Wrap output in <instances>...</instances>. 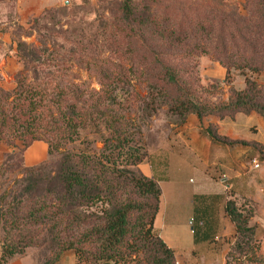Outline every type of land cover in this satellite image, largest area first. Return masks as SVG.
<instances>
[{
    "label": "trees",
    "instance_id": "1",
    "mask_svg": "<svg viewBox=\"0 0 264 264\" xmlns=\"http://www.w3.org/2000/svg\"><path fill=\"white\" fill-rule=\"evenodd\" d=\"M213 1L165 2L158 7L145 0H120L91 37L63 36L66 45L55 39L47 44L43 36L38 43L16 41L25 71L15 76L10 104L0 105V139L18 147L22 163L24 149L34 140L46 143L48 156L90 125L106 131L101 134L102 149L117 147L122 152L121 163H115L101 152L64 147L46 173H33L45 158L15 167L28 173L19 180L32 186L45 183L41 193L35 191L37 184L34 190L27 188L26 196L22 189L16 192V221L47 225L57 247L54 257L72 247L98 264H176L173 248L153 228L160 196L157 179L131 166L147 151L139 142L141 131L130 116V106L138 99L149 115L166 105L181 115L178 123L189 112L201 117L255 110L264 116V83L251 75L264 73V0H249L257 6L256 18L241 25L235 23L239 17L234 11L224 12L215 4L221 0ZM234 33L240 42L233 40ZM201 53L225 67L224 80L231 67L242 74L243 86L230 84L227 100L207 104L192 97L190 62ZM73 65L94 72L100 87L91 91L75 87L67 78ZM134 81L145 89L143 95ZM43 88L49 92L42 94ZM207 131L212 138L228 140L212 123ZM228 195L223 210L234 225L235 238L224 264H241L238 255L254 245L252 225L247 223L251 208L242 210ZM25 205V213L17 214ZM14 237L1 241L0 264L34 241L31 234H23L21 241Z\"/></svg>",
    "mask_w": 264,
    "mask_h": 264
},
{
    "label": "crops",
    "instance_id": "2",
    "mask_svg": "<svg viewBox=\"0 0 264 264\" xmlns=\"http://www.w3.org/2000/svg\"><path fill=\"white\" fill-rule=\"evenodd\" d=\"M64 1L15 0V7L32 12ZM243 83L241 76L233 74L227 88L230 84L240 88ZM209 123L228 140L212 138ZM156 149L145 173L160 186L153 228L173 248L176 264H224L235 238L234 225L223 210L228 193L242 210L251 208L247 223L252 225L254 245L237 259L241 264H264V116L255 110L201 117L189 112ZM46 156V143L37 139L24 149L22 160L33 164ZM253 157L260 159L259 166H252ZM194 174L197 179L191 177ZM60 259L51 264L66 260L74 264L72 252ZM4 264H22V260L13 257Z\"/></svg>",
    "mask_w": 264,
    "mask_h": 264
},
{
    "label": "rangeland",
    "instance_id": "3",
    "mask_svg": "<svg viewBox=\"0 0 264 264\" xmlns=\"http://www.w3.org/2000/svg\"><path fill=\"white\" fill-rule=\"evenodd\" d=\"M119 1L65 0L57 6H49L41 10L28 12L17 10L15 0H0V105L7 108L10 104V100L14 95L12 90L15 86V76L17 73L25 71L17 56V40L38 43V37L43 36L47 38V44L48 40L55 39L56 43L66 45L68 42L64 40L63 36H70L71 34L77 38L91 37L99 25L106 21L111 13L116 10ZM187 1L190 0H145L150 6L157 5L158 7L162 6L165 2L183 4ZM194 1L214 3L213 0ZM215 4L224 12L234 11L239 17L235 21L237 25L256 18L255 10L257 6L252 1L221 0L220 3L215 2ZM220 15L219 13L217 14L218 20ZM233 40L240 42L237 33L233 34ZM192 57L194 61L190 63H193V67L191 72L188 73L189 87L192 97L199 103L213 104L225 101L224 98L229 95L227 85L232 80L233 74H238L243 78L238 69L231 67L227 80H224L226 76L225 67L217 60L205 53L193 55ZM220 67L222 70L224 69V72L220 71ZM67 75V78L73 81L75 87H80L83 90H97L100 87L97 75L81 66H71L67 71ZM251 75L258 82L264 83V73L261 70L252 72ZM28 79L30 77H26V80ZM134 86L140 94H144L145 89L141 88L135 81ZM45 92H49V90L43 88L42 94ZM42 97L45 100V96L43 95ZM132 98L133 96L131 95L128 97V100ZM92 99L93 96L91 95L90 100ZM141 106V101L134 99L133 105L130 106V116L134 117V120L140 127L141 137L139 138V142L146 149L147 156L142 161L131 166L143 173H148L156 156V146L159 144V141L165 139L167 131L171 130L178 123L181 115L172 112L166 105H160L149 115H145V108ZM97 127L98 129L90 125L79 129L74 134L72 140L65 141V143L59 145L58 150H54L40 162L33 173L39 170L43 174L53 168L59 151L64 147L75 150L95 151L96 153L101 152V154L104 153L112 158L115 163H121V150L117 151L118 148L114 147L108 152L107 149L101 148L103 144L101 134H105L106 131L99 125ZM17 164L20 166L23 164L18 154V147L13 148L6 141L0 139V243L8 235H13L15 236L14 238L20 241L23 238V234L34 236L32 243L24 245L21 252L14 253L10 258L20 259L22 260V264H51L58 259L61 260L62 254L72 252L74 264H98L95 261H90V257L85 256L82 251L78 253L72 247L61 249L58 255L54 257L57 247L54 246L47 225L44 226L40 223L23 224L16 221L19 220L17 219L15 207L17 199H14L16 192L22 189L23 195L26 196L29 193L27 188H35L37 184L35 191H40L41 193L43 192L41 190L45 187L43 181L32 186V183L29 181L19 180L22 175H28V173L15 169V167L18 168ZM194 175H191V177L197 179V175ZM25 209L26 205L23 206V211L17 210V214H24ZM189 224L192 226V216H190ZM61 264L71 263L66 260Z\"/></svg>",
    "mask_w": 264,
    "mask_h": 264
},
{
    "label": "built area",
    "instance_id": "4",
    "mask_svg": "<svg viewBox=\"0 0 264 264\" xmlns=\"http://www.w3.org/2000/svg\"><path fill=\"white\" fill-rule=\"evenodd\" d=\"M261 159L264 160V156ZM259 161H260V159L258 157L251 158V164H252V166L253 167L259 166Z\"/></svg>",
    "mask_w": 264,
    "mask_h": 264
}]
</instances>
